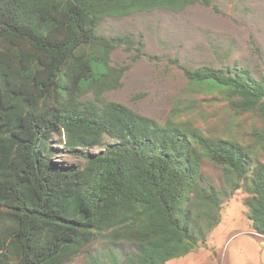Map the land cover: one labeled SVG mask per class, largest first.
I'll return each mask as SVG.
<instances>
[{
	"label": "trees",
	"instance_id": "1",
	"mask_svg": "<svg viewBox=\"0 0 264 264\" xmlns=\"http://www.w3.org/2000/svg\"><path fill=\"white\" fill-rule=\"evenodd\" d=\"M193 3L219 11L216 0H0V264H69L81 253L88 264H166L205 242L237 189L264 236V69H183L190 89L252 115L241 137L203 134L177 119L178 105L159 123L103 99L129 66L111 65L110 53L145 52L133 35L99 33L101 21ZM55 135L81 166L52 160Z\"/></svg>",
	"mask_w": 264,
	"mask_h": 264
},
{
	"label": "rangeland",
	"instance_id": "2",
	"mask_svg": "<svg viewBox=\"0 0 264 264\" xmlns=\"http://www.w3.org/2000/svg\"><path fill=\"white\" fill-rule=\"evenodd\" d=\"M216 5L219 11L212 5L193 3L179 11L155 9L104 18L99 33H128L140 38L145 55L135 59V51L123 46L110 53L111 65L129 66L121 85L106 91L103 99L123 103L159 123H164L178 105L182 115L177 119L189 122L203 134L241 137L252 115L235 114L217 95L190 89L183 69L237 64L258 75L264 69V0H216ZM57 138L55 135L51 140L57 148L52 160L81 166L85 160L60 145ZM103 141L112 139L104 137ZM100 149L95 146L89 151ZM260 158L264 162V153ZM202 169L217 182L216 167L204 162ZM245 196L242 189H237L225 198L221 219L205 242L166 264H264V236L252 229L246 217L242 204ZM101 245L94 244L97 250ZM69 264H88L86 253L77 255Z\"/></svg>",
	"mask_w": 264,
	"mask_h": 264
}]
</instances>
